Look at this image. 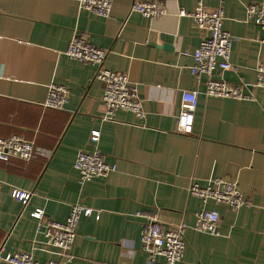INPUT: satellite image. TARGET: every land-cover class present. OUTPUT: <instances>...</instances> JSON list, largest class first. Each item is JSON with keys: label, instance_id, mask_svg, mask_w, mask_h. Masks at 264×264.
<instances>
[{"label": "crops", "instance_id": "crops-1", "mask_svg": "<svg viewBox=\"0 0 264 264\" xmlns=\"http://www.w3.org/2000/svg\"><path fill=\"white\" fill-rule=\"evenodd\" d=\"M134 1L113 0L111 16L103 17L78 0H0V137L21 135L52 151L50 157L0 161V248L30 251L41 264L65 261L67 255L46 246L31 212L41 208L63 222L80 203L94 214L81 218L66 264L145 263L146 217L137 212L156 214L165 225H193L202 201L188 193L191 181L206 185L219 176L236 182L252 205L235 210L209 201L221 215L222 234L188 228L178 264H264V87L255 85L264 28L247 19L248 4L263 0H162L168 13L155 18L130 13ZM199 2L210 8L222 3L235 68L221 75L250 84L254 100L206 95L207 76L192 74L193 59L183 52L197 48L203 32L179 10L192 11ZM75 32L107 50L104 67L138 84L143 117L118 110L114 119L102 118L97 66L65 53ZM52 81L69 88L65 109L45 106ZM185 89L199 91L189 134L176 127ZM94 130L100 131L97 141ZM95 149L117 169L83 184L75 159ZM13 187L32 192L26 206L13 197Z\"/></svg>", "mask_w": 264, "mask_h": 264}, {"label": "built area", "instance_id": "built-area-1", "mask_svg": "<svg viewBox=\"0 0 264 264\" xmlns=\"http://www.w3.org/2000/svg\"><path fill=\"white\" fill-rule=\"evenodd\" d=\"M222 1L220 0V2ZM78 3L81 8L97 15L111 16L113 0H78ZM131 12L155 18L167 14L168 8L162 0H135L131 5ZM179 14L181 16L190 15L203 32L199 46L194 50H184L183 54L193 59L190 68L194 76L203 74L207 76L205 94L254 100L256 97L250 84L244 81L232 82L221 75V71L235 68L231 62L234 36L224 28L226 16L222 3L217 7L210 8L199 2L192 11L181 8ZM247 19L264 28V0L248 4ZM65 53L75 60L97 66L96 77L103 82L101 97L103 119H114L118 110H129L139 117L144 116V104L139 94L138 84L133 82L126 72L104 67L107 50L97 47L80 32H75ZM257 72L258 79L255 85L264 87V63L257 67ZM198 97V90L185 89L182 91L181 111L176 125L177 131L180 133L193 132ZM69 100V88L65 83L57 81L49 83L46 107L65 109ZM91 138L97 141L100 138V131L94 130ZM51 155V150L39 146L21 135L0 137V161H8L13 156L29 161L39 156L50 157ZM74 167L83 184L94 177H106L117 169L116 164L109 163L104 159L99 149L80 151L75 159ZM2 185L0 180V193ZM188 193L202 201V207L196 212L193 225H189L185 221L165 225L156 214L146 215L142 211L137 212L138 215L146 217L141 233V242L148 259L145 263L131 264H178L186 250L185 233L190 227L201 232L221 235L223 231L220 225L221 215L217 210L207 207L206 204L209 201L228 205L235 210L252 205L251 198L240 190L236 182L219 176L209 177L206 185H201L193 179L188 187ZM12 195L26 206L32 192L13 187ZM93 214V208L80 203L72 204L70 214L63 222L49 219L45 210L41 208L31 212V215L37 219L38 231H42L46 237L44 241L46 246L56 249L61 255H67L65 261L51 259L46 264H66L67 261L72 260L70 250L76 239L81 218ZM0 260L11 264H41L30 251L4 253L3 247L0 248Z\"/></svg>", "mask_w": 264, "mask_h": 264}]
</instances>
